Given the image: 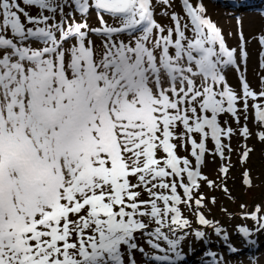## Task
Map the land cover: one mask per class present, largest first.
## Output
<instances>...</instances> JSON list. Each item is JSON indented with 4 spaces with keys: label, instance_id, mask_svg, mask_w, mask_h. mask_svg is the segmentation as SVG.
<instances>
[{
    "label": "snow or ice",
    "instance_id": "snow-or-ice-1",
    "mask_svg": "<svg viewBox=\"0 0 264 264\" xmlns=\"http://www.w3.org/2000/svg\"><path fill=\"white\" fill-rule=\"evenodd\" d=\"M234 18L229 43L203 0H0V264H260L264 203H221L264 144V28Z\"/></svg>",
    "mask_w": 264,
    "mask_h": 264
},
{
    "label": "rangeland",
    "instance_id": "rangeland-1",
    "mask_svg": "<svg viewBox=\"0 0 264 264\" xmlns=\"http://www.w3.org/2000/svg\"><path fill=\"white\" fill-rule=\"evenodd\" d=\"M203 2L212 19L222 27L226 37L231 34L229 43H235L238 38V26L235 16L241 17L245 38L251 37L254 33H258L261 28H264V18L261 16V12L264 11V0H238L241 4L240 7H232L229 0H203ZM246 47L250 52H253V56L249 61L248 73V79L251 81L253 80L252 65L257 61L255 53L259 49L255 41L247 44ZM230 82L235 83V77H230ZM250 146L254 148V151L250 153L249 161L242 164L238 158H233V166L230 168L227 184L232 196L235 198V203H229L226 199H221V203L225 204L229 211H236L241 203L250 207L254 204L264 203V144L252 142ZM218 164V160L212 161L209 158V167L205 171L211 172ZM245 170L249 171L252 179L251 187L243 184V172ZM214 194L223 197V193L219 190ZM212 216L225 224L227 223V217L219 211V206L213 209ZM232 223H243V221L236 219ZM247 223L250 225L251 221H247ZM260 241L261 248L258 254L261 256L260 264H264V236L260 237ZM184 251L188 255L189 264H195L196 257L189 255L187 248Z\"/></svg>",
    "mask_w": 264,
    "mask_h": 264
}]
</instances>
